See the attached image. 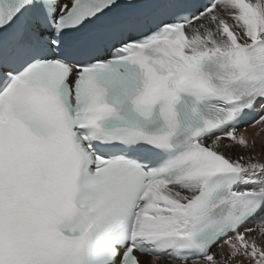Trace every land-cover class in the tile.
I'll list each match as a JSON object with an SVG mask.
<instances>
[{
	"label": "snow or ice",
	"instance_id": "snow-or-ice-1",
	"mask_svg": "<svg viewBox=\"0 0 264 264\" xmlns=\"http://www.w3.org/2000/svg\"><path fill=\"white\" fill-rule=\"evenodd\" d=\"M0 264H264V0H0Z\"/></svg>",
	"mask_w": 264,
	"mask_h": 264
},
{
	"label": "rangeland",
	"instance_id": "rangeland-1",
	"mask_svg": "<svg viewBox=\"0 0 264 264\" xmlns=\"http://www.w3.org/2000/svg\"><path fill=\"white\" fill-rule=\"evenodd\" d=\"M254 131V130H253Z\"/></svg>",
	"mask_w": 264,
	"mask_h": 264
}]
</instances>
